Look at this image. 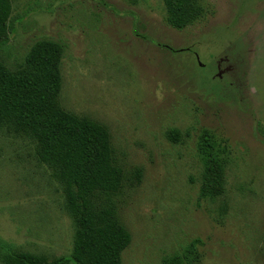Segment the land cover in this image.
<instances>
[{"label": "rangeland", "instance_id": "obj_1", "mask_svg": "<svg viewBox=\"0 0 264 264\" xmlns=\"http://www.w3.org/2000/svg\"><path fill=\"white\" fill-rule=\"evenodd\" d=\"M9 3L8 68L59 45L61 108L107 130L128 177L112 198L131 238L121 264H161L192 242L184 264H264V0H197L202 16L182 31L162 0ZM202 130L223 162L222 191L207 200ZM75 232L35 143L0 130V238L52 260L71 254Z\"/></svg>", "mask_w": 264, "mask_h": 264}, {"label": "trees", "instance_id": "obj_2", "mask_svg": "<svg viewBox=\"0 0 264 264\" xmlns=\"http://www.w3.org/2000/svg\"><path fill=\"white\" fill-rule=\"evenodd\" d=\"M162 1L167 24L174 30L182 31L202 16L197 0ZM10 12L9 0H0V130L7 128L35 143L37 159L61 186L76 232L71 254L52 260L17 252L0 238V263L121 264V252L131 238L117 217L112 198L128 177L113 158L107 130L61 108L59 45L48 42L33 48L25 59L27 70L8 68L5 57L18 20H9ZM167 137L177 141L178 133L169 132ZM197 151L203 162L199 198L214 199L223 188V162L208 130L199 134ZM197 243L163 257L161 264H184L194 256Z\"/></svg>", "mask_w": 264, "mask_h": 264}]
</instances>
